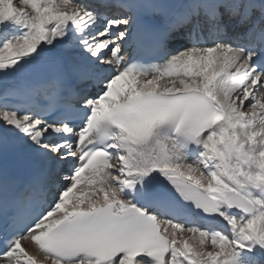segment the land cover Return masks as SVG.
Returning a JSON list of instances; mask_svg holds the SVG:
<instances>
[{
	"label": "snow or ice",
	"instance_id": "obj_1",
	"mask_svg": "<svg viewBox=\"0 0 264 264\" xmlns=\"http://www.w3.org/2000/svg\"><path fill=\"white\" fill-rule=\"evenodd\" d=\"M0 75V264H264V0H0Z\"/></svg>",
	"mask_w": 264,
	"mask_h": 264
},
{
	"label": "bare ground",
	"instance_id": "obj_2",
	"mask_svg": "<svg viewBox=\"0 0 264 264\" xmlns=\"http://www.w3.org/2000/svg\"><path fill=\"white\" fill-rule=\"evenodd\" d=\"M29 10H31V9L29 8ZM1 84H2V83H1ZM11 84H12V85H17V86H19L17 82H12ZM9 85H10V84H9ZM0 86H1V85H0ZM190 243H192V241H190Z\"/></svg>",
	"mask_w": 264,
	"mask_h": 264
}]
</instances>
